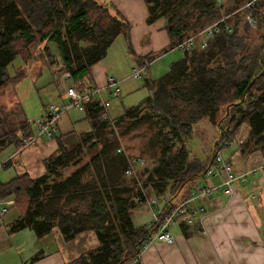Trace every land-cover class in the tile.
<instances>
[{"label":"trees","instance_id":"obj_1","mask_svg":"<svg viewBox=\"0 0 264 264\" xmlns=\"http://www.w3.org/2000/svg\"><path fill=\"white\" fill-rule=\"evenodd\" d=\"M143 2L148 23L164 18L170 49L220 17L217 0ZM255 12L263 52H257L246 64L242 63L248 57L235 63L227 56L232 34L218 33L206 50L192 51L156 80L145 78L149 95L124 109L112 123L102 120L103 108L96 100L84 103L89 130L77 134L74 145L59 140L56 150L43 160L41 175H15L0 182V198L10 196L18 210L5 225L7 232L29 229L42 237L56 227L63 240L70 241L91 231L97 246L65 264H129L156 230L154 224L133 222L135 207L145 201L142 191L160 200L168 195L162 208L169 209L185 197V187L204 174L207 165L188 159L185 147L198 120L206 118L218 129L231 124L230 132H220L224 135L247 123L250 133L240 145L241 153L264 152V0L258 1ZM128 32V23L106 0H0L1 94L26 76L37 51L44 50L50 56L49 46L55 48L64 71L79 88L115 37L123 35L128 43ZM17 56L25 68L11 77L7 67ZM221 57L224 64L218 61ZM149 59L138 57L136 61L143 65ZM15 98L12 112L2 117L0 109V150L13 145L21 151L22 139L31 133L16 94ZM143 124L155 132L156 163L137 177H126L127 156L116 152L117 139ZM174 142L179 144L176 150ZM84 155L89 156L82 163ZM64 168L73 169L62 175ZM38 259L36 254L30 262Z\"/></svg>","mask_w":264,"mask_h":264},{"label":"crops","instance_id":"obj_2","mask_svg":"<svg viewBox=\"0 0 264 264\" xmlns=\"http://www.w3.org/2000/svg\"><path fill=\"white\" fill-rule=\"evenodd\" d=\"M106 2L129 25L128 43L126 40L125 42L127 46L128 44L130 46L128 53L132 62L128 60L126 66L130 67L134 63L139 65L136 61L138 57H150L148 63H144L147 65L148 71L152 60L171 50L164 28V18L159 17L148 23L146 21L148 13L143 0H106ZM193 51L198 52L201 50L195 49ZM191 52H187L184 56H189ZM111 55L107 48L105 55L89 68V79L87 81L89 85L105 87L107 77L114 74L112 71L115 66L112 64ZM171 64L165 73L170 70ZM52 73L56 75L61 89L65 84H70V78L66 79L63 75L61 77L60 74L58 75L53 71ZM147 77H149L148 72L144 79ZM120 81H123V79H120ZM117 83L119 85L120 82ZM104 94L107 96L104 99L106 106H108L109 99L114 97V93L106 92ZM65 113L60 116L57 122V130L53 138L40 139L35 142L36 146L33 150L37 149L38 151L35 162L30 163L26 159L16 174H27L30 177L39 176L28 173L27 170L31 167L35 168L33 166L38 168L37 172L40 175L43 174L44 166L42 162L56 150L59 140L68 146H72L77 142V132L73 128L71 119ZM81 114L84 115V113ZM199 132H215L214 138L210 141L208 148L204 151L201 150V157L193 153L190 155L189 150H187L188 156L190 155L188 159L196 158L200 162L209 165L214 153L218 151L236 173L244 172L248 168L257 169L247 177L246 181L234 184L233 193L230 196L222 192L220 176L202 174L195 178L190 183V187L182 191L184 196L202 187L213 186L218 188L217 191L202 196L193 202V206L203 208V225L206 234L201 233L196 220L189 225L175 223L170 228L174 238L173 244L166 245L158 241L152 242L141 253L138 264H264V152L255 150L241 153L240 145L250 133V127L247 123L240 124L232 131V134L224 135L220 132H230L227 127L218 129L211 125L206 118H202L194 124L191 130L193 137H201L202 135ZM189 138L187 142L190 140ZM33 150H28V152ZM24 151H18L17 155L23 156ZM145 205L150 210L147 204ZM1 208H5L6 211L0 217V264H6L8 258H10V264H65L79 254L97 246L96 237L91 231L80 233L70 241H64L56 227L49 234L42 237H37L29 229L8 233L5 225L14 218L4 221L2 218L8 212V208L0 202ZM134 212L132 216L136 218ZM142 215H138V219H141ZM150 222L151 220H147L138 225H147ZM24 238L35 244L32 254L37 251L36 253L39 254L38 260L30 262V259L36 253L30 259L24 260V263L22 259H18L24 251Z\"/></svg>","mask_w":264,"mask_h":264},{"label":"rangeland","instance_id":"obj_3","mask_svg":"<svg viewBox=\"0 0 264 264\" xmlns=\"http://www.w3.org/2000/svg\"><path fill=\"white\" fill-rule=\"evenodd\" d=\"M246 1L247 0H217V4L221 7L219 16L221 17L226 14H231L228 19V23L233 27V31L231 33L232 44L228 46V50H225L228 55L226 53H223V55L231 56L232 61L235 63H238L241 58L248 57V60L245 59L242 64L249 62V58L254 56L257 52H263V39L258 30V24L254 28L251 27L245 19L246 9L244 8L239 10ZM255 6L251 10H247V12L249 11L255 14ZM80 45H85V43H80ZM127 48L128 46L123 35L115 37L108 47L109 53L112 54V64L115 66L112 71L114 74H110L109 76L114 77L117 82H120L118 85L120 93H114V97L109 99L107 106V111L112 121L116 118V116L120 115L124 109L138 105L149 95L150 92L144 85V78L135 79L132 77V69L137 67V65L134 63L130 67L126 66L128 60L132 62ZM48 52L50 53V56H47V52L44 50L36 52V61L32 62L30 67L26 69V76L19 81L15 87L12 85L9 86L3 90L2 94L0 89V109H2L1 116L4 117L5 113L13 111L11 106L14 105L13 103L16 99V94V97L24 110L25 116L30 123L32 134L35 133L32 122L44 113V105L59 104L61 102L62 89L57 82L56 75L52 73V71L56 72L58 75L60 74L62 77V73L64 72L63 63L55 48L49 46ZM183 56L184 51L177 48H172L166 53L161 54L150 63L149 70L146 71V74L148 72L149 75L147 79H158L168 70L171 63L182 59ZM218 61L220 64H224V58H218ZM24 68L25 66L21 58L17 56L7 67V72L12 77L16 75V72L19 69ZM120 79H123V81H120ZM103 97L106 99V94L103 93ZM65 114H67L71 119L73 128L77 134L89 130V125L87 121L84 120V115L77 109L73 107L69 108ZM227 130H231V124H227ZM199 133L202 135L201 137H193L192 133L190 134V140L187 142L186 147L187 150H189L190 155L193 153L194 155L201 157V150L204 151L208 148L210 141L214 138L215 132ZM40 139L43 140V138H38L29 145L25 146L22 149L25 150L23 156L17 155L18 151L13 145H8L0 150V182L5 183L15 177V175H18L16 173L26 159H28L30 163L35 162L38 156V151L37 149H33L36 146L35 142ZM156 142L157 138H155V132H153L151 127H147L146 124L132 129L124 136H119L117 139L118 147L122 148L125 154L133 156L134 158L137 157L143 159L148 168H151V166L156 163L155 158H157L158 154ZM178 145L174 142V144H172L173 150H176ZM28 150L33 151L28 152ZM190 155L188 158H190ZM88 156L89 155H84L82 157V163L87 160ZM33 167L35 168L31 167L27 170L28 173H32L31 175L34 176L40 175V173L37 172L38 168L36 166ZM72 169L73 168H64L61 171V174L67 175ZM138 174L139 172L137 173V176ZM189 187L190 183L185 188L188 189ZM165 197H168V195ZM0 202H2L3 206L8 208V212L2 218L4 221L17 216L18 210L12 205V198L10 196L0 198ZM134 211L136 218L135 216H132V218L135 224L151 220V212L146 208L145 203L138 204ZM143 213L144 215H142ZM138 215H142V218L138 219ZM34 245L35 244H33L30 240L24 238V251L18 259H22L23 263L25 262L24 260L30 259L37 252H33L32 254ZM6 264H10V258H8Z\"/></svg>","mask_w":264,"mask_h":264},{"label":"built area","instance_id":"obj_4","mask_svg":"<svg viewBox=\"0 0 264 264\" xmlns=\"http://www.w3.org/2000/svg\"><path fill=\"white\" fill-rule=\"evenodd\" d=\"M258 0H247L239 10L246 9L245 19L251 27H255L258 24V17L256 14L247 12L251 10ZM231 14L221 16L216 21L206 25L204 28L197 32L190 34L179 41L173 48H177L184 52H190L193 50H205L211 41V39L218 33L231 34L233 27L228 23V19ZM147 65H137L132 69V77L135 79L146 77ZM63 77L68 79L69 74L67 72L62 73ZM117 81L108 76L106 79L105 87H94L84 81V83L78 88L74 84H65L62 86L61 102L59 104H49L45 107L44 113L32 122L35 133H30L27 137L22 139L19 149L22 150L25 146L38 138L51 139L57 130V122L62 114H64L69 108H75L79 112L84 113V103L96 100L99 106L103 108L101 114L102 120L112 123V119L107 111V106L103 93L113 92L119 93ZM117 153H124L123 149L118 147ZM125 154V153H124ZM127 156V167L125 169L126 177H137V173L141 172L144 168H148L145 165V161L141 158H134L133 156ZM257 168H248L244 172L236 173L232 166L223 159L222 155L217 151L214 153L212 161L206 166L204 174L218 175L221 177L222 192L225 195L230 196L233 193L234 184L244 182L247 177L254 173ZM217 187H202L197 190L189 192L184 198L178 202H173L169 209H163L162 205L166 201L167 197L163 199L156 198L150 194V192L143 190V196L151 212V222L154 224L156 230L154 234L141 245L139 255L132 260L129 264H138L141 253L154 241L161 242L166 245H172L174 238L171 233V226L175 223H185L187 225L192 224L195 220L200 226L201 233L206 234L205 227L203 225L204 211L202 207L193 206V202L202 197L217 191ZM138 198H134L137 201ZM6 209H0V217L5 213Z\"/></svg>","mask_w":264,"mask_h":264}]
</instances>
